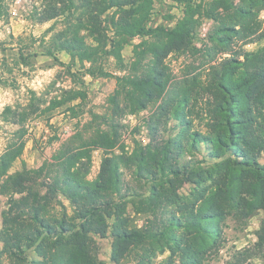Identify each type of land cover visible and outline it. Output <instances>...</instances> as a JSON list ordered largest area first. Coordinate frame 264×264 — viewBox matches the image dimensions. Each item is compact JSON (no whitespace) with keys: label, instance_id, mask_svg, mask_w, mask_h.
Masks as SVG:
<instances>
[{"label":"trees","instance_id":"16d2710c","mask_svg":"<svg viewBox=\"0 0 264 264\" xmlns=\"http://www.w3.org/2000/svg\"><path fill=\"white\" fill-rule=\"evenodd\" d=\"M42 1L45 8L40 23L68 11L63 29L53 34L46 54L57 62L56 54L65 53L82 68L88 63L85 71L91 77L108 76L98 67L103 55L112 57L124 71L122 51L133 39H140L133 47L129 73L116 77L118 89L112 97L115 116L123 112L119 107L122 95L128 103L125 108L132 113L164 99L170 80L165 61L173 53L191 49L198 28L196 16L202 8L195 4L197 0H179L184 5L183 17L169 29L148 26L153 4L159 0ZM230 7L229 0H210L205 16L218 21L220 10L228 12ZM257 18L251 8L241 7L229 24H220L217 41L221 45L212 49L215 53L204 80L194 79L167 95L160 105L161 118L150 126L151 143L137 147L130 156H105L92 182L86 180L89 149L74 153L72 148H61L52 159L56 171L50 183L43 185L44 195L24 184L29 175L42 174L46 165L35 172L7 175L25 147L22 120L34 113L29 105V113L13 123L21 126V131L0 155V193L10 196L2 213L0 264L3 258L6 264H23L24 252L29 249L36 255L30 264H104L93 253L92 237L108 235L113 264H120L133 248L149 239L168 250L166 264H175V259L179 264H206L205 256L220 248L221 226L227 216L247 219L255 212L264 213V48L252 53L243 49L264 39ZM218 53L228 57L217 58ZM65 96L67 101L52 100L47 108L55 110L65 101L83 97L78 92H66ZM197 121L203 131L195 127ZM167 122L175 125L162 135L160 127L166 128ZM100 138L93 142L94 147L113 146V140ZM196 153L201 162H183ZM202 163L223 169L213 176L211 170L195 167ZM120 165L135 169L137 178L152 183L149 196L139 202L137 211L152 213L155 220L159 211L164 218L160 231L129 227L125 204L113 199L121 190ZM185 183L192 189L188 197H181L177 191ZM58 197L69 203L71 216L62 205L60 218L47 216L50 203ZM109 220H113L111 224ZM255 235L256 243L238 251L229 264H245L264 253V218ZM149 262L145 255L138 264Z\"/></svg>","mask_w":264,"mask_h":264},{"label":"rangeland","instance_id":"374dc122","mask_svg":"<svg viewBox=\"0 0 264 264\" xmlns=\"http://www.w3.org/2000/svg\"><path fill=\"white\" fill-rule=\"evenodd\" d=\"M209 3L210 0H204L202 3L199 0L195 1V4L201 5L202 8L196 16L198 28L191 49L183 53H173L165 61L170 77L168 96L183 85L194 82V79L204 80L211 57L215 53L212 49L214 46L219 49L218 45H221L217 41L218 28L222 23L229 24L230 19L236 17L238 9L251 8L264 30V0H229L231 6L229 11L220 10L218 21L205 16ZM44 8L45 3L42 0H0V155L5 152L14 134L21 131V126L13 124L14 121L16 123L21 114L29 113V105L32 104L34 113L24 115L22 120L24 125L22 131H25L23 153L12 164L7 175L14 176L24 171L35 172L46 165L42 174L29 175L30 180L24 184L26 188L40 195H44L43 185L50 183L56 171L52 167L56 165L52 163V159L61 148H72L74 153L89 149L90 165L86 180L92 182L96 179L105 156H130L137 147H144L142 138L148 139V143H151L153 136L150 126L157 124L161 118L160 105L167 97L165 94L164 99L149 105L146 110L132 113L130 108H125L128 103L122 95L119 107L123 112L116 113L115 116L112 97L118 89L116 77L129 73L133 61V47L140 39H133L122 51L124 71L119 69L112 57L103 55L102 60H98V67L108 76L91 77L85 71L90 66L88 63L82 68L65 53L56 54L57 62L46 54L53 34L63 29L68 11H65V16L40 23L39 17ZM183 11L184 5L179 0L156 1L150 12L148 26L172 29L183 17ZM83 35H86V32H83ZM261 48H264V39L243 47L245 51L251 53ZM216 57L224 59L228 56L218 53ZM66 92H78L83 97L66 102L68 100ZM63 98L66 99L63 106L55 110L47 108L52 100L61 101ZM198 108H201L200 102ZM7 109L10 112L7 113ZM174 125L175 122H167L166 128L160 127L162 135ZM195 125L198 130H204L201 121H197ZM102 136L114 141L111 148L94 147L93 142L100 140ZM184 161L201 162V155L192 154ZM197 166L211 170L213 176L223 169L221 165L216 164L213 167V164L209 163L195 165ZM120 171L121 190L113 199L117 203L125 204V216L129 219V227L140 231L155 230L156 227V230L160 231L161 219L164 218L159 211L156 212L158 216L156 220L152 213L137 211L139 202L149 196L152 183L137 178L135 169L120 165ZM191 189L192 185L185 183L177 192L181 197H188ZM9 197L0 193V229L2 213L8 208ZM14 198L18 199L20 195H15ZM61 205L67 215L71 216V207L62 197L50 203L47 216L52 219L60 218L63 211ZM263 218L264 213L261 211L255 212L247 219L227 216L221 226L223 232L220 248L218 251L208 253L205 256V263L229 264L238 251L251 248L256 243L255 233ZM112 221L109 220V223ZM92 239L96 258L104 264H113L110 261L111 236L108 235L104 239L93 236ZM160 247L161 245L153 240H146L143 245L133 248L120 264H138L140 257L145 255L150 261L147 264H166L170 254L166 248ZM23 257L25 258L23 264H30L36 259L32 249L25 250ZM174 261L175 264H179L178 259ZM6 263V259L3 258V264ZM245 264H264V253L250 258Z\"/></svg>","mask_w":264,"mask_h":264},{"label":"built area","instance_id":"2783aa9c","mask_svg":"<svg viewBox=\"0 0 264 264\" xmlns=\"http://www.w3.org/2000/svg\"><path fill=\"white\" fill-rule=\"evenodd\" d=\"M204 30V29H203ZM142 145L145 146L148 144V139L142 138L141 139Z\"/></svg>","mask_w":264,"mask_h":264}]
</instances>
